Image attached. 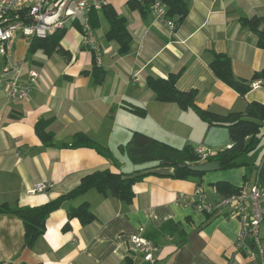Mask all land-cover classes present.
<instances>
[{
  "label": "crops",
  "instance_id": "obj_1",
  "mask_svg": "<svg viewBox=\"0 0 264 264\" xmlns=\"http://www.w3.org/2000/svg\"><path fill=\"white\" fill-rule=\"evenodd\" d=\"M184 1L189 13L175 31L150 12L143 15L130 9L129 0L106 1L97 11L94 29L102 53L97 66L106 72L102 84L92 74L94 53L82 45L81 30L74 25L62 31L66 56H48L43 51L30 55L29 42L15 43L10 61L20 65V82L29 85L34 71L39 79L23 101L8 100L0 91V205L39 207L72 191L84 176L96 171L133 174L144 169L118 150L134 131L176 148L203 147L212 155L231 147L226 128L209 126L194 111H184L175 103L157 102L146 79L181 72L178 90H195L196 104L217 115L243 113L252 102L264 105V79L253 81L264 70V50L241 23L242 18L259 17L264 28V0ZM104 7H111L127 22L132 40L126 55L121 56L118 43L107 38L110 25ZM215 54L230 59L236 79L260 86L240 96L212 72ZM6 66L0 58V72ZM132 107L145 115L133 114L128 110ZM40 120L50 121L48 131L56 145L71 144L76 133H85L109 147L119 167L92 149L44 147L35 133ZM157 172L169 175L172 170ZM250 174L246 168L187 180L151 174L133 186L131 204L91 191L52 213L46 233L33 248L24 245L23 222L0 214V264H144L132 248L131 237L142 229L147 237L167 222L178 224L183 233L154 240L159 248L156 264H258L238 249L241 224L237 218L207 215L180 200L198 197L201 189L205 203H217L222 196L214 184L227 182L241 188L251 183L245 181ZM40 182L50 185L48 191L30 194ZM82 203L90 205L96 220L87 226L72 220L64 231L68 209ZM260 236L264 250V224Z\"/></svg>",
  "mask_w": 264,
  "mask_h": 264
},
{
  "label": "trees",
  "instance_id": "obj_2",
  "mask_svg": "<svg viewBox=\"0 0 264 264\" xmlns=\"http://www.w3.org/2000/svg\"><path fill=\"white\" fill-rule=\"evenodd\" d=\"M152 1L153 0H129L128 4L130 9L138 10L145 15L149 12V5ZM161 1L166 6L167 17L176 24L177 29L188 16L189 8L187 3L184 0ZM103 12L110 25L107 38L110 41L118 43V52L121 56L126 55L129 52L132 40L126 20L121 18L111 7H104ZM90 15V23L93 29H95L98 25L99 16L95 10H92ZM241 23L248 26L257 36V46L264 50L263 19L259 17L242 18ZM74 27L81 30L78 24H74ZM63 33L64 32H59L44 39H33L29 44L28 53L34 55L39 51H43L48 56L54 53L66 56L67 52L61 46V40L64 36ZM210 68L220 81L232 88L240 96L244 97L252 89L249 83L235 78L231 61L225 55L215 54L210 63ZM92 74L97 84L103 83L106 72L96 65L95 57ZM180 76L181 72L170 74L165 79L148 77L146 79V85L153 92L157 102L175 103L184 111H194L209 126L226 128L232 144L231 147L223 149L215 155L203 160L197 154L196 149L191 145H186L183 148H176L144 133L134 131L128 142L121 145L118 150L122 154L127 155L134 165L145 166L144 169H140L133 174L114 173L110 170L96 171L84 176L80 184L72 191L39 207H11L8 204L0 205V214L16 216L23 222L25 247L33 248L38 240L44 236L50 215L59 210L66 201L76 200L91 191H96L99 194L112 196L119 201L131 204L134 199L133 186L151 174L157 176H170L175 180H187L192 177H202L205 175V173H196L190 171L188 168H182L181 166L183 165L189 166L219 161L222 171L246 168L252 174L253 170H255L254 178L257 177L264 185V156L258 164H250L241 159L255 152L263 142L264 105L259 102H252L248 104L245 112L230 113L225 116L208 112L201 109L196 104L195 90L189 92L178 90L176 84ZM261 79H264V70L256 73L253 77V81ZM128 110L140 117L145 115V111L140 108L132 107ZM49 122L48 120H40L35 125V133L44 147L49 148L57 146L60 148L92 149L100 156L112 161L116 167H119V162L113 151L109 147L98 143L85 133H76L72 138L71 144L56 145L54 135L48 131ZM162 169H171L172 173L163 175L157 172V170ZM251 174L245 176L246 182L249 180ZM214 186L222 198L237 194L241 190V188L235 187L227 182H218L214 184ZM67 215L69 221L64 226V231L70 229V222L72 220H79L83 226H87L96 220L88 203H82L77 207H71L68 209ZM176 232L179 234L183 233L178 224L167 222L160 229L153 230L148 234L147 238L155 243L154 240L157 239V237L172 236ZM183 242L182 240L181 243Z\"/></svg>",
  "mask_w": 264,
  "mask_h": 264
},
{
  "label": "built area",
  "instance_id": "obj_3",
  "mask_svg": "<svg viewBox=\"0 0 264 264\" xmlns=\"http://www.w3.org/2000/svg\"><path fill=\"white\" fill-rule=\"evenodd\" d=\"M107 0H0V58L7 61V66L0 72V91L8 100L23 101L29 98L33 86L39 79L38 72L30 73V84L20 82V65L10 61L11 52L18 40L31 42L35 38L44 39L78 24L82 33V45L94 53L96 65L101 64L102 53L96 44L95 31L90 23L92 10L100 11ZM145 1V0H138ZM149 12L154 19L176 30V24L167 17L166 6L161 0H153ZM260 83L255 82L256 89ZM197 154L205 160L213 156L206 149L199 147ZM50 185L37 183L30 194L48 191ZM196 198L180 200L193 206L197 211L207 215L235 217L240 221L241 230L237 246L246 251L252 260L264 264V250L260 236L264 224V185L256 177L252 183L241 187L239 193L221 198L217 203H205L202 190L197 191ZM143 229L133 235L130 243L134 252L144 264H156L159 255L158 246L145 235Z\"/></svg>",
  "mask_w": 264,
  "mask_h": 264
},
{
  "label": "water",
  "instance_id": "obj_4",
  "mask_svg": "<svg viewBox=\"0 0 264 264\" xmlns=\"http://www.w3.org/2000/svg\"><path fill=\"white\" fill-rule=\"evenodd\" d=\"M182 168H188L192 172L196 173H210V172H217L221 170V164L219 161H213V162H205L201 164H194V165H183ZM248 174H250V171L248 170Z\"/></svg>",
  "mask_w": 264,
  "mask_h": 264
},
{
  "label": "rangeland",
  "instance_id": "obj_5",
  "mask_svg": "<svg viewBox=\"0 0 264 264\" xmlns=\"http://www.w3.org/2000/svg\"><path fill=\"white\" fill-rule=\"evenodd\" d=\"M32 59L35 60L34 57ZM208 153L212 154L211 152H208ZM263 156H264V137H263L262 144L260 145V147L255 152H253V153H251L249 155H246V156L242 157L241 159L243 161H246V162L250 163V164H253V163H257L258 164L261 161V159L263 158ZM224 171H228V170H224ZM254 176H255V171L250 176L249 180H250L251 183L254 180Z\"/></svg>",
  "mask_w": 264,
  "mask_h": 264
}]
</instances>
